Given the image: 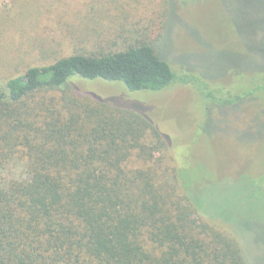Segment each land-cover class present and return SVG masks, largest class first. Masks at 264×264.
I'll list each match as a JSON object with an SVG mask.
<instances>
[{
	"label": "trees",
	"instance_id": "obj_1",
	"mask_svg": "<svg viewBox=\"0 0 264 264\" xmlns=\"http://www.w3.org/2000/svg\"><path fill=\"white\" fill-rule=\"evenodd\" d=\"M151 23L162 36V20ZM147 30L92 37L96 45L0 81V264H249L237 237L204 217L187 169L141 108L69 81L121 82L131 92L178 81L225 107L264 93V73L238 89L177 75ZM14 161L24 176L4 178Z\"/></svg>",
	"mask_w": 264,
	"mask_h": 264
},
{
	"label": "rangeland",
	"instance_id": "obj_2",
	"mask_svg": "<svg viewBox=\"0 0 264 264\" xmlns=\"http://www.w3.org/2000/svg\"><path fill=\"white\" fill-rule=\"evenodd\" d=\"M157 17L162 36L152 29ZM145 26L177 75L193 71L210 87L238 89L264 73V0H0V81L96 45L92 37L107 43ZM69 81L96 99L141 108L187 169L204 217L237 237L249 264H264V93L225 107L190 83L131 92L121 82ZM22 170L14 161L4 178Z\"/></svg>",
	"mask_w": 264,
	"mask_h": 264
}]
</instances>
